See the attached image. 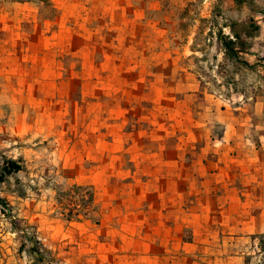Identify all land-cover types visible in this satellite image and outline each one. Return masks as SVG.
<instances>
[{"label": "rangeland", "instance_id": "rangeland-1", "mask_svg": "<svg viewBox=\"0 0 264 264\" xmlns=\"http://www.w3.org/2000/svg\"><path fill=\"white\" fill-rule=\"evenodd\" d=\"M231 25L241 60L216 39ZM197 116L264 171V0H0V159L22 164L0 178V264H124L133 149Z\"/></svg>", "mask_w": 264, "mask_h": 264}, {"label": "crops", "instance_id": "crops-1", "mask_svg": "<svg viewBox=\"0 0 264 264\" xmlns=\"http://www.w3.org/2000/svg\"><path fill=\"white\" fill-rule=\"evenodd\" d=\"M178 120L153 122L143 133L175 136L173 147L133 149L147 173L155 168L159 176L144 173L122 185L133 213V250L124 264H246L264 234V171L246 145L234 154L232 137L215 136L209 118L183 121V129Z\"/></svg>", "mask_w": 264, "mask_h": 264}, {"label": "trees", "instance_id": "trees-1", "mask_svg": "<svg viewBox=\"0 0 264 264\" xmlns=\"http://www.w3.org/2000/svg\"><path fill=\"white\" fill-rule=\"evenodd\" d=\"M22 1V0H19ZM230 29L233 31L232 37L222 33L221 30H218L216 33V39L222 47V50L226 57L235 60H241L239 53L242 51L243 39H241L240 34L237 32V29L234 25L230 26ZM237 44L240 46L238 47ZM244 64H248L246 61H242ZM22 169V164L20 161L1 157L0 159V178H4L14 172H18Z\"/></svg>", "mask_w": 264, "mask_h": 264}, {"label": "built area", "instance_id": "built-area-1", "mask_svg": "<svg viewBox=\"0 0 264 264\" xmlns=\"http://www.w3.org/2000/svg\"><path fill=\"white\" fill-rule=\"evenodd\" d=\"M256 246H257V243H256Z\"/></svg>", "mask_w": 264, "mask_h": 264}]
</instances>
